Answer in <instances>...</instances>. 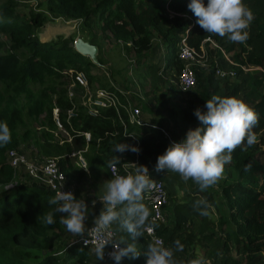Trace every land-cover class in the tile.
I'll return each mask as SVG.
<instances>
[{"label": "trees", "instance_id": "16d2710c", "mask_svg": "<svg viewBox=\"0 0 264 264\" xmlns=\"http://www.w3.org/2000/svg\"><path fill=\"white\" fill-rule=\"evenodd\" d=\"M28 1L32 0L0 3V121L6 122L11 131V143L0 148V264H93L91 259L95 255L77 242L79 238L66 243L65 226L60 223L62 213L55 216L52 225L43 222V216L54 208L48 204L53 193L35 183H17L6 159L8 150L32 141L39 157H60L59 166L72 178L78 200L83 173H75L71 159L63 156L82 150L84 137L75 135L73 143L58 144L48 131L56 127L52 120L54 107L59 109V122L71 134L90 133L87 151H93V163L107 173L113 157L118 156L121 162L116 165L135 163L130 169L132 174L137 166L144 165L150 179L164 182L168 202L163 212L169 211L170 215L166 216L167 222L152 223L151 207L143 203L151 213L147 224L152 223L164 246L173 250L177 264H190L196 257V248L208 264H264V149H259L264 147V0H243L255 17L244 44L201 29L187 7L190 0H42L36 6L44 12L30 8L21 13L19 3ZM51 19L80 21L87 34L95 29L109 34L126 53L135 55V65L148 58L154 36L162 46H172L163 67H150L151 87L141 105L154 106L155 116L158 114L168 125L173 142L182 141L189 129L203 128L194 110L204 111L205 101L213 95L237 97L258 114L259 123L253 129L257 142L232 153V160L225 165L223 178L217 183L223 209L214 228L206 215L193 208L196 201L202 200L194 194L197 184H192L193 195L189 192L186 200L166 208L173 201L172 190L182 187L183 180L176 173L155 170L157 157L170 145L161 130L129 124L121 108L118 112L113 107L99 108L98 115L91 117L77 101L69 99L70 79L63 72L71 69L83 73L91 84L97 79L90 73V65L95 64L85 61L68 37L50 39L41 35L40 29ZM96 34L92 33L89 44L98 48ZM183 38L196 50L205 39L217 45L206 42L210 62L207 68L194 67L196 86L188 92V98L183 97L187 93L171 84L172 77L176 79L183 66L178 58ZM97 62H102V58ZM216 69L234 71L235 76L218 78ZM166 75L172 77L165 79ZM98 81L100 87L110 88ZM165 85H169L171 95ZM173 102L178 105H172ZM70 109L74 117L67 121L65 112ZM119 114L125 125L119 121ZM118 143L137 146L140 152H116L113 148ZM247 164L252 167L245 172ZM15 182L12 188H6ZM201 195L207 205L213 203L212 191L207 189ZM196 219L200 220L198 232L187 225ZM112 228L119 240L131 242L126 232L117 230L116 225ZM177 240L184 246L182 251H176ZM135 242L141 254L135 259L124 258V264H146L144 253L153 241L143 231Z\"/></svg>", "mask_w": 264, "mask_h": 264}, {"label": "clouds", "instance_id": "9594fccd", "mask_svg": "<svg viewBox=\"0 0 264 264\" xmlns=\"http://www.w3.org/2000/svg\"><path fill=\"white\" fill-rule=\"evenodd\" d=\"M187 7L206 33L227 37L230 42L239 44L249 39V28L255 17L243 0H207L206 4L205 0H190ZM204 109L194 110L203 128L189 129L182 141L172 142L157 157L155 167L157 172L166 170L178 174L183 181L192 180L202 192L214 187L223 178L225 165L231 162L232 153L237 148L251 147L257 142L253 129L259 123L258 114L234 96L213 95L205 101ZM9 143L11 131L6 122L0 121V148ZM113 150L119 153L140 152L137 146L124 143L116 144ZM120 162L118 156L111 161L113 164ZM251 167V164L245 165L244 171H250ZM154 187L155 182L150 179L148 168L144 165L137 166L135 174L116 175L106 182L101 198L104 209L95 218L91 229L96 236L93 252L98 260L104 259V250L109 244L113 248L109 256L115 264H121L124 258L140 256L135 241L143 236V229L151 215L143 203L144 193ZM48 204L54 208L43 216L46 225L54 224L55 216L62 213L60 223L66 230L75 236L84 235L88 218L85 201H78L71 192L59 191L49 198ZM207 207L205 200H198L193 205L200 215H207ZM113 225L117 226V230L126 232L131 242L114 240L111 232ZM174 243L176 251L183 250L179 240ZM144 254L146 264H177L173 250L165 247L162 240L149 243ZM190 264H208V261L199 257L191 260Z\"/></svg>", "mask_w": 264, "mask_h": 264}, {"label": "built area", "instance_id": "2783aa9c", "mask_svg": "<svg viewBox=\"0 0 264 264\" xmlns=\"http://www.w3.org/2000/svg\"><path fill=\"white\" fill-rule=\"evenodd\" d=\"M207 41L210 40L205 39L200 45L199 50L189 47L185 41V38H183L179 43L178 58L182 61L183 66L177 75V81L175 82V85L182 93H188L196 86V75L194 67L199 66L200 68H207L209 65L210 58L208 57V47L206 45ZM210 42L213 47H217L214 42ZM74 48L77 49V42H74ZM242 69L246 70V67H242ZM63 73L70 79V84L67 86V90L71 85L84 90V98L81 101H77V104L81 107H84L86 113L89 116H97L99 113V108L107 109L113 107L116 112H118L119 108H121L125 112L127 122L129 124L145 126L144 121H142L140 117L141 112L137 107L133 105L134 101L130 97L129 91L116 87L114 84H109L110 88H102L98 86L97 88L92 89L90 83L87 81V78L83 73L75 72L71 69L64 71ZM215 75L218 78H233L235 76V72H226L220 69H216ZM68 97L70 100H73L71 94L69 93V90ZM75 107L76 103L73 104V108ZM58 113L59 109L57 107H54L52 110V120L55 123L56 127L55 129L48 130L53 133L54 140L60 145L65 142L71 144L73 143V137L75 135H83L85 145L87 146L90 140V133L82 132L80 134V132L76 133L74 131V133L71 134L59 122ZM65 115L67 121H69L70 118L74 117L73 109L67 110L65 112ZM118 119L123 125H125L121 114H119ZM154 128L161 130L165 137H168V133L164 129L158 126H154ZM64 157H67L69 159H76L77 165L83 168L85 167L84 160L81 156V151H72L71 153L63 156V158ZM6 159L8 165L14 170L16 176H18L19 172L23 171L31 179V181L47 188L53 193V195L61 191L71 192L75 197L74 186L70 183L67 175L59 166L60 157H42L39 162H35L28 156L20 153L19 149H11L6 152ZM134 165L135 163H123L118 166L116 164L110 163L108 165V172L112 178H114L116 175H127L129 173L132 174V171L130 169L134 167ZM153 181L155 182V187L144 193L143 201L149 204L151 207V222H160L165 224L167 222V218L166 213L163 212V209L168 202L165 184L162 180ZM14 184H16V182L9 184L6 188H12ZM152 223L146 224L143 231L148 237H150L153 242L156 240H162L156 235ZM93 227L94 221L88 225L84 235L79 238L77 242L80 243L82 247L89 249V251L93 253V255H95L93 252V248L96 244V236L91 231ZM111 232L113 239L119 241L118 233L113 228L111 229ZM112 251V245H107L104 250V259L102 261H105L108 264L115 263L109 256V253Z\"/></svg>", "mask_w": 264, "mask_h": 264}, {"label": "rangeland", "instance_id": "374dc122", "mask_svg": "<svg viewBox=\"0 0 264 264\" xmlns=\"http://www.w3.org/2000/svg\"><path fill=\"white\" fill-rule=\"evenodd\" d=\"M3 1L4 0H0V3ZM40 1L42 0H32L24 3H19L18 10L22 13L32 8L35 11L44 12L42 9H37L36 4ZM95 32L97 33L95 37L97 39L98 48H95L89 44V40L92 37V33ZM40 33L41 35L47 36L50 39H61L62 37H68L72 40V47H74V42L78 43L79 40H81L85 45L82 47L83 51L81 53L83 59L85 61H89L90 63L95 64L90 65V73L97 77V79L90 84L91 88H97L99 86L98 80H100L102 83L114 84L116 87L129 91L130 97L134 101L133 105L137 107L141 112L140 117L142 121H145L144 123H150L153 121L154 125L164 129L168 133L169 139L171 140V142L169 141V143L171 144L173 142L170 135L171 132L168 129V125H166V123L163 124L162 119L159 118L158 114L157 117L155 116L154 106L141 105L142 102L146 101L144 96L145 92H147L151 87L148 74L150 67L152 65L163 67V62H167L169 60L172 46H162L159 40L154 36L152 39V49L150 53H148V58H146L145 61L141 62L140 65H135L136 57L133 53H126L120 43H116L109 36V34H103L102 31L100 32L98 29L92 30L91 34H87L86 30L81 29L80 21L51 19L45 24L42 29H40ZM2 39L4 38L2 37ZM99 57L102 58V62L100 63L97 62ZM168 77L172 76L166 75L165 79H167ZM176 81L177 78L175 79L174 77H172L171 84L175 85ZM164 89H167L168 94L171 95L169 85H165ZM68 90L73 100H83L85 95L84 90L76 88L72 85L69 87ZM188 94L189 93L185 94V96L183 97L188 98ZM174 104L175 106L176 104L178 105V103L173 102L172 105ZM167 120H169V118ZM35 127L38 128L39 125L35 124ZM18 149L20 153L24 154L25 156H28L35 162H39L42 159V157H39L37 155L36 149L32 141L23 143ZM259 149H264V147L261 146L259 147ZM93 155L94 154L92 150H88V153L85 154V159L88 162V174L85 175V178L87 179L86 181H90V172H92L93 170L96 172H103V167L97 166L95 163H93ZM92 180L93 179H91V181ZM16 181L17 183H35L39 185L38 183L31 181V179L23 171L19 172L18 176H16ZM191 182L192 183L188 181H183L182 187H180L179 189L172 190L173 201L171 202V204L168 205L169 207L167 206L166 208L169 209L172 204L187 199V194H189V192L191 191L192 184H195L192 180ZM208 190L212 191L213 203H208L209 210L207 211L206 216L209 221L214 223V226L211 227L214 228L216 221H218L219 213L223 209V206L221 205V198L219 194V189L217 188V184L214 187H210ZM201 193L202 191H200L198 187V191L194 194L204 200L205 197L201 195ZM190 195H193V193L190 192ZM97 213H93L92 215H96ZM166 216L170 217L169 211H166ZM90 223H92V221H87L85 229ZM187 225L194 232H198L200 229V220H190L188 221ZM215 229L218 228L216 227ZM81 237L82 236H75L69 233L66 228L63 233V238L67 239L66 243H70L71 241L73 242L76 238ZM196 250L197 251L195 252V259L201 257L202 255V251L200 249L196 248ZM91 261L93 264H108L105 261L98 260L96 256L92 257Z\"/></svg>", "mask_w": 264, "mask_h": 264}, {"label": "crops", "instance_id": "0c3cea01", "mask_svg": "<svg viewBox=\"0 0 264 264\" xmlns=\"http://www.w3.org/2000/svg\"><path fill=\"white\" fill-rule=\"evenodd\" d=\"M145 126L146 127H154L156 125H154L153 121H152L150 123L146 122ZM40 130H42V129H40ZM90 139H91V136H90ZM167 139H168V142L169 141L171 142V140L169 139V135H168ZM84 142H85V140H84ZM87 148L88 147L84 144V148L82 150H77V151H81V156H82V158L84 160V163H85V167L84 168L80 167L79 165H77L76 159H71V161L73 162V166L75 167V173H77V172H82L83 173L82 180H81L80 184L78 185L79 190H80V192H79L80 196L78 198V201H85V203H86V205L88 207V209H87L88 218L85 221V225H86L87 221H92L93 222L95 220V218L99 215V213L101 211H103L104 205L101 202V198H102V196L104 194V191H105L106 182L108 180L112 179V177L110 176L109 172L107 173L105 171V168H103V172L102 173L99 172V171L96 172L94 170L92 172H90V176H91L90 177V181L89 180L86 181L87 179L85 178V175L88 174V170H87L88 169V162L85 159V154L88 153ZM80 170H82V171H80ZM67 177L70 180V183L74 186L72 178L69 177V176H67ZM91 179H93V180L91 181ZM93 202H95V203H93ZM93 213H97V214L96 215H92ZM91 217H92V219H91ZM124 263H126V262L123 259L121 261V264H124Z\"/></svg>", "mask_w": 264, "mask_h": 264}, {"label": "water", "instance_id": "95a60500", "mask_svg": "<svg viewBox=\"0 0 264 264\" xmlns=\"http://www.w3.org/2000/svg\"><path fill=\"white\" fill-rule=\"evenodd\" d=\"M83 46H85L84 43L81 40H79V42L77 43V49L76 50L78 52L82 53V51H83L82 47Z\"/></svg>", "mask_w": 264, "mask_h": 264}]
</instances>
